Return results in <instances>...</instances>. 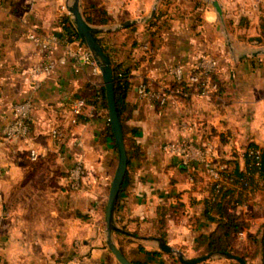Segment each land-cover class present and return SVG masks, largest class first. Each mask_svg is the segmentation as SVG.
<instances>
[{
    "label": "crops",
    "instance_id": "0c3cea01",
    "mask_svg": "<svg viewBox=\"0 0 264 264\" xmlns=\"http://www.w3.org/2000/svg\"><path fill=\"white\" fill-rule=\"evenodd\" d=\"M70 2L0 0V264H63L75 255L82 264H122L107 243L106 205L118 148L109 129L102 73L71 57L51 72L33 71L44 56L29 33L59 34L54 57L64 56L73 36L64 31L61 16L73 20ZM219 2L223 15L208 0H81L84 15L103 28L139 19L97 32L112 58L130 68L126 100L132 143L128 182L115 215L138 236L115 232L114 239L133 262L183 264L153 237L196 256L199 237L216 228L206 213L210 177L200 164L186 166L164 148L181 136L183 120L196 124L191 136L210 142L216 160H231L240 170L246 169L251 144L264 149V54H253L264 48V0ZM159 13L165 22L149 26ZM204 53L219 60L216 73L223 85L218 93L191 89L188 96L171 94L165 106L139 95L142 82L168 90L169 66L179 64L187 74ZM25 99L32 101L30 137L4 141L1 128L12 117L13 104ZM80 99L84 105L74 122ZM54 127L65 130L63 141L51 137ZM31 146L39 151L37 160L30 157ZM80 157L85 183L73 190L67 186L68 171ZM247 198L239 212L249 225L231 241L236 252L253 254L264 229L262 183L247 191ZM198 264L239 262L215 256ZM249 264H262L260 255Z\"/></svg>",
    "mask_w": 264,
    "mask_h": 264
},
{
    "label": "built area",
    "instance_id": "2783aa9c",
    "mask_svg": "<svg viewBox=\"0 0 264 264\" xmlns=\"http://www.w3.org/2000/svg\"><path fill=\"white\" fill-rule=\"evenodd\" d=\"M29 38L43 52V61L34 68L35 72H51L58 62L64 63L66 57H71L83 63H88L93 66L94 71H101L100 66L94 57L93 52L88 47L85 41L80 36L73 35L70 44L65 49L64 56L56 59L54 52L61 38L54 32L40 33L32 31L29 33ZM145 46H148L147 43ZM219 67V60L215 56L204 53L197 62L189 69L187 74L184 68L179 64L169 66V73L172 75V80L185 81L188 89L183 87L172 88L169 92L163 88H153L147 82H142L138 86L139 95L147 98L151 103L157 106H165L170 96L176 93L188 96L191 89H195L201 95H211L219 92L218 83L213 81L211 73L215 72ZM84 105V100L80 99L73 108L74 117L72 121H76V116L81 113V108ZM33 116H32V101L25 99L13 104L12 117L7 119L1 128V138L4 141L12 142L20 139L27 140L31 135ZM182 134L180 137L166 141L164 144L165 150L178 155L181 162L186 166L194 167L195 164H200L211 179L212 184L216 187H221L230 184L234 176L230 173H224L225 164L215 159L213 145L210 142H197L190 134L191 130L196 127L195 123H189L186 120L181 122ZM51 137L57 142H61L66 137V132L62 128L54 127L50 131ZM261 148H251L249 153L254 155L259 163ZM30 157L32 160L39 158V151L35 146H31ZM86 165L83 158H78L75 164L68 171L67 186L73 190H79L85 183ZM248 180L244 181V185H248ZM63 264H82L81 259L75 255L68 258Z\"/></svg>",
    "mask_w": 264,
    "mask_h": 264
},
{
    "label": "trees",
    "instance_id": "16d2710c",
    "mask_svg": "<svg viewBox=\"0 0 264 264\" xmlns=\"http://www.w3.org/2000/svg\"><path fill=\"white\" fill-rule=\"evenodd\" d=\"M61 21L63 23L64 31L72 38L75 34L79 36L74 22L71 19L70 15H62ZM86 19L90 22L89 17L85 16ZM67 21H70L69 25ZM106 22V20H102ZM165 22V19L162 18L161 14H156L152 19L148 21V25H161ZM161 23V24H160ZM59 35V34H57ZM96 36L98 40L103 45L107 54L111 57L113 61V73L115 80V94H116V102L119 111V116L121 119V123L123 126L124 137L127 145V150L130 152V143L131 138L128 135V131L130 127L127 124V119L131 116L132 110L129 107V104L126 100L127 92L130 87L129 80V71L130 68L124 67V64L121 62L115 61L107 47L103 44L102 40ZM153 55V51L149 52V56ZM211 78L213 81L218 83L219 91L223 85L222 80L218 77V74L215 72L211 73ZM183 87V89H188L185 81L171 80L170 86L168 87V91L171 89ZM103 89V98L105 104L108 106V101L106 97V88L105 85L102 87ZM190 89V88H189ZM175 95L181 96L183 94L176 93ZM110 121V120H109ZM109 129L113 133L112 124L110 121ZM134 131V129L132 128ZM261 148V155L259 159V163H256L258 159L255 158L254 155L249 153L251 148ZM246 169L240 170L238 165L231 166V160L223 161L225 164V168L223 169L224 173H230L234 176L233 181L230 184L216 187L215 184H212L211 195L206 200V213L211 220L216 222V228L210 232L202 234L199 237L198 245L199 252L198 254H205L211 251H232L234 250L232 244V237L234 233H239L243 230L244 227L249 225L247 220H244L239 212V206L247 201V191L254 190L260 186L262 183V188L264 189V149L257 144H251L246 152ZM248 180V185H244V181ZM128 182V173L124 177L119 198L117 201V206L119 204L120 195L123 190L126 188ZM256 250L253 254H242L238 253L245 258L247 263L249 264L250 259L254 258L256 255H260L261 262L264 264V229L262 231L261 236L256 238ZM121 249V248H120ZM144 249V247H141ZM122 250V249H121ZM136 264H140L138 262H134ZM240 264V263H239Z\"/></svg>",
    "mask_w": 264,
    "mask_h": 264
},
{
    "label": "water",
    "instance_id": "95a60500",
    "mask_svg": "<svg viewBox=\"0 0 264 264\" xmlns=\"http://www.w3.org/2000/svg\"><path fill=\"white\" fill-rule=\"evenodd\" d=\"M213 4L220 15H223V7L219 0H208ZM157 11V4L155 5L152 14L154 15ZM69 12L72 15L74 26L80 36V38L86 42L88 47L94 54L98 65L100 66L101 73L104 80V85L106 88V97L108 101L109 108V120L111 121L114 138L118 148V165L110 186V191L108 195L107 205H106V231H107V243L111 251L115 254L118 260L122 264H136L130 260L124 252L119 248L114 239L115 232H121L130 236L137 237L138 234L128 230L127 228L121 226L116 220V207L117 201L120 194V189L128 169L129 155L127 150V145L124 137L123 126L119 116V111L116 102L115 94V80L113 73V61L111 57L105 51L103 45L98 40L96 33L102 30H113L120 29L123 27L130 26L139 21V19H129L121 22L120 24L103 28L89 22L81 8V0H71L69 4ZM143 20V18H142ZM253 54H264V48H259L253 52ZM154 239L158 241V246L166 252H174L177 258L183 264H198L206 261L215 256H222L229 259H234L240 264H248L243 256L232 251H211L205 254L196 256H186L185 253L178 248H175L165 240L163 237L154 236Z\"/></svg>",
    "mask_w": 264,
    "mask_h": 264
}]
</instances>
